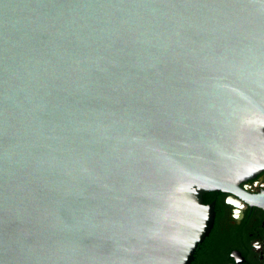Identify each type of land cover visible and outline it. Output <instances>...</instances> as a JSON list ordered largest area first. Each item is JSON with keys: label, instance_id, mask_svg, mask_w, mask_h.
<instances>
[{"label": "water", "instance_id": "water-1", "mask_svg": "<svg viewBox=\"0 0 264 264\" xmlns=\"http://www.w3.org/2000/svg\"><path fill=\"white\" fill-rule=\"evenodd\" d=\"M263 171L264 0H0V264H189Z\"/></svg>", "mask_w": 264, "mask_h": 264}, {"label": "flooded vegetation", "instance_id": "flooded-vegetation-1", "mask_svg": "<svg viewBox=\"0 0 264 264\" xmlns=\"http://www.w3.org/2000/svg\"><path fill=\"white\" fill-rule=\"evenodd\" d=\"M239 187L247 194L264 191V171ZM203 193V204L213 205V224L189 264H264V211L234 194Z\"/></svg>", "mask_w": 264, "mask_h": 264}, {"label": "trees", "instance_id": "trees-1", "mask_svg": "<svg viewBox=\"0 0 264 264\" xmlns=\"http://www.w3.org/2000/svg\"><path fill=\"white\" fill-rule=\"evenodd\" d=\"M210 193H212V192H210ZM203 195H204V193H203ZM203 195H202V196H203ZM204 202H206V200H204Z\"/></svg>", "mask_w": 264, "mask_h": 264}]
</instances>
